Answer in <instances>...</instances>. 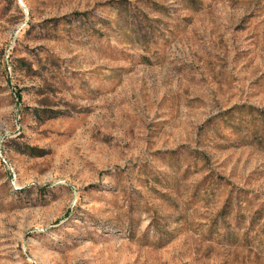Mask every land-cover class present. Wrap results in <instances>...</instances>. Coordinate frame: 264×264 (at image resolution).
Returning a JSON list of instances; mask_svg holds the SVG:
<instances>
[{
	"label": "rangeland",
	"instance_id": "374dc122",
	"mask_svg": "<svg viewBox=\"0 0 264 264\" xmlns=\"http://www.w3.org/2000/svg\"><path fill=\"white\" fill-rule=\"evenodd\" d=\"M0 264H264V0H0Z\"/></svg>",
	"mask_w": 264,
	"mask_h": 264
}]
</instances>
